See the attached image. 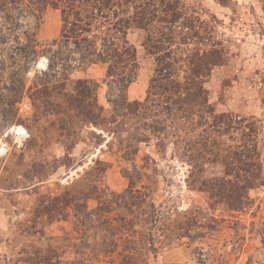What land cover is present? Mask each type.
Instances as JSON below:
<instances>
[{
    "label": "rangeland",
    "instance_id": "rangeland-1",
    "mask_svg": "<svg viewBox=\"0 0 264 264\" xmlns=\"http://www.w3.org/2000/svg\"><path fill=\"white\" fill-rule=\"evenodd\" d=\"M177 10L173 77L194 76L196 45L218 60L208 65L206 103L188 108L180 91L167 109L135 111L109 102L122 100L105 66H82L60 40L59 9L39 19L19 10L18 32L33 26L58 62L47 70L49 51L24 72L2 70L18 47L12 32L0 42V138L13 124L30 134L24 149L0 157V264H264V0H179ZM127 38L137 68L123 96L144 101L154 56L143 32ZM78 79L98 84L101 110ZM238 173L258 186L230 203L217 184Z\"/></svg>",
    "mask_w": 264,
    "mask_h": 264
},
{
    "label": "trees",
    "instance_id": "trees-1",
    "mask_svg": "<svg viewBox=\"0 0 264 264\" xmlns=\"http://www.w3.org/2000/svg\"><path fill=\"white\" fill-rule=\"evenodd\" d=\"M178 6L179 0H0V42L6 39V32H12L13 40L18 47L15 58L10 56L6 61L1 62L2 70L9 68L8 71L13 73L24 72L26 64L36 61L39 54H48L52 51L53 55L49 59L51 63L48 64L47 70L57 72L54 71V66L57 65L59 57L56 58L57 62L52 61L56 51H53L51 47L43 48L40 45L35 28L31 25L26 26L24 32L19 33L16 21L20 9L25 12L28 10L36 19H39V15L47 7H52L59 9L61 15L60 40L65 44L74 45L71 51L75 50L80 54L79 64L105 66L109 81L115 88L119 86L121 104L109 100L112 105H123L126 109L132 108L135 111L141 106L147 107L152 102L156 105L163 103L167 109L175 102L172 96L176 92L183 91L186 94L181 98L182 104H186L188 108L203 107L206 103V99H202L205 93L203 83L209 76L208 65H215L218 60L209 56L208 53L205 56V48L201 49L196 45L191 48V60L193 58L198 60L192 63L193 70L196 71L194 76H186L181 80L173 77L175 61L171 47L174 41V23L180 19ZM190 26L193 28L194 25L190 24ZM134 30L143 32L142 45L149 54L154 56L155 69L145 100L131 102L123 96V91L131 82L129 75L137 68L136 47L127 38L128 31ZM21 34L24 37L23 42L19 41ZM192 35L196 38L200 36L198 31H194ZM60 66L63 71H66L63 64ZM124 80L126 83L123 82ZM45 84L39 90L42 93H47L50 87L47 83ZM55 84L60 89L64 87V83ZM51 87L55 88L56 85ZM75 87L79 89L83 98L85 96L91 98V106L97 110L102 109L96 99L98 88L96 82L78 79ZM191 88L193 91L188 92ZM83 101L84 99L79 98L70 103L80 105ZM223 121L226 123L225 120ZM242 159L250 161L244 155ZM228 170L232 171L229 167ZM227 174L229 175V172ZM235 177L237 178L221 179L217 184L218 191L221 190L219 195L228 199L230 203L241 201L244 197L241 193L243 189L258 186V183L250 180L251 176L249 179L237 180L240 179L238 173ZM143 220L146 219L143 218ZM151 248L153 252H156L153 246Z\"/></svg>",
    "mask_w": 264,
    "mask_h": 264
},
{
    "label": "built area",
    "instance_id": "built-area-1",
    "mask_svg": "<svg viewBox=\"0 0 264 264\" xmlns=\"http://www.w3.org/2000/svg\"><path fill=\"white\" fill-rule=\"evenodd\" d=\"M8 137L11 139L8 140ZM29 137V131L24 125H11L0 138V157L7 155L11 149H24Z\"/></svg>",
    "mask_w": 264,
    "mask_h": 264
},
{
    "label": "crops",
    "instance_id": "crops-1",
    "mask_svg": "<svg viewBox=\"0 0 264 264\" xmlns=\"http://www.w3.org/2000/svg\"><path fill=\"white\" fill-rule=\"evenodd\" d=\"M95 66L103 69V66L102 65H95Z\"/></svg>",
    "mask_w": 264,
    "mask_h": 264
}]
</instances>
